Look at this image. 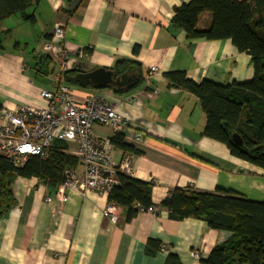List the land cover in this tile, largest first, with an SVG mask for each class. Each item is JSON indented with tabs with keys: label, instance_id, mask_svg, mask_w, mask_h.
<instances>
[{
	"label": "crops",
	"instance_id": "0c3cea01",
	"mask_svg": "<svg viewBox=\"0 0 264 264\" xmlns=\"http://www.w3.org/2000/svg\"><path fill=\"white\" fill-rule=\"evenodd\" d=\"M187 1L35 0L26 10L31 19L15 14L0 21V108L45 105L40 92L54 89L58 68L43 57L42 46L61 22L67 69H110L121 58L137 63V78L127 90L74 85V94L79 100L93 93L106 98L138 95L118 106L129 122L122 132L124 142L138 152L130 161L131 171L123 172L152 183L154 206L174 188H219L264 201V169L204 136L206 116L197 97L171 86L164 76L180 70L195 82L228 84L248 81L254 74L250 56L230 39L188 40L170 24L174 8ZM211 21L206 12L197 26L207 29ZM151 66L157 73L149 77ZM93 131L111 135L105 126L94 125ZM63 142L73 155L74 143ZM73 170L80 173L82 167L78 163ZM12 191L15 205L0 218V264H163L168 253H175L181 264H201L231 235L202 220H172L161 207L156 214L142 211L129 220L119 207L112 221L103 214L107 194L71 190L65 203L47 202L53 193L35 177H16ZM148 240L161 246L153 255L145 252Z\"/></svg>",
	"mask_w": 264,
	"mask_h": 264
},
{
	"label": "trees",
	"instance_id": "16d2710c",
	"mask_svg": "<svg viewBox=\"0 0 264 264\" xmlns=\"http://www.w3.org/2000/svg\"><path fill=\"white\" fill-rule=\"evenodd\" d=\"M34 1L0 0V21L15 14L31 19L26 10ZM206 12L212 14L210 26L199 29L197 25ZM170 24L182 29L188 40L230 39L238 51L250 56L254 74L244 82L222 84L208 79L195 82L180 70L166 72L164 76L171 86L197 97L206 116L204 136L223 143L232 156L264 169V0H189L174 8ZM137 49L133 48L134 53ZM43 57L49 58L46 54ZM130 65L137 63L121 58L110 69L118 76ZM77 72L67 69L62 74L63 81L82 87H106L113 92L130 87L119 90L113 85H81L74 81ZM233 134L240 137L241 143L234 141ZM111 141L124 153H138L124 142L122 133H116ZM67 150L65 142L56 140L45 158L29 155L19 166L0 155V218L15 205L12 183L16 177H35L49 192L56 190L64 179V169H74L79 163ZM118 177L120 184L107 193V201L125 210L126 220L153 205L152 183L125 173H119ZM158 207L165 209L172 220H202L213 229L231 232L201 264H264V201L247 200L219 188L214 192L174 188ZM160 247L159 242L148 240L145 252L153 255ZM163 264L181 262L175 253H168Z\"/></svg>",
	"mask_w": 264,
	"mask_h": 264
},
{
	"label": "built area",
	"instance_id": "2783aa9c",
	"mask_svg": "<svg viewBox=\"0 0 264 264\" xmlns=\"http://www.w3.org/2000/svg\"><path fill=\"white\" fill-rule=\"evenodd\" d=\"M65 25L58 22L49 41L42 46L57 65L54 89L42 90L41 97L45 105L41 108L21 106L15 110L0 108V155L13 165H21L29 155L45 158L52 143L56 140L74 143L73 155L77 158L82 171L77 173L71 168L64 169V179L52 195L45 200L58 201V205L67 201V192L76 190L82 193L94 192L107 194L120 184L119 173L130 172V161L134 154L115 148L111 137L122 133L129 124L128 118L118 110L121 102L132 103L137 94L123 98H106L99 94H90L84 99H77L74 85L61 79L68 68V52L61 45ZM157 73L151 66L148 76ZM110 128V136H100L93 131V126ZM138 138V136H136ZM119 154V158L117 157ZM119 207L109 203L103 214L112 221L116 219ZM160 207L149 206L145 211L158 213ZM142 212V211H141Z\"/></svg>",
	"mask_w": 264,
	"mask_h": 264
},
{
	"label": "water",
	"instance_id": "95a60500",
	"mask_svg": "<svg viewBox=\"0 0 264 264\" xmlns=\"http://www.w3.org/2000/svg\"><path fill=\"white\" fill-rule=\"evenodd\" d=\"M137 78L135 66L130 65L124 72L115 75L111 69L97 67L89 71H78L74 75V81L81 85H91L95 87H104L113 85L117 89L132 83ZM233 139L237 143H241V139L237 134H233Z\"/></svg>",
	"mask_w": 264,
	"mask_h": 264
}]
</instances>
